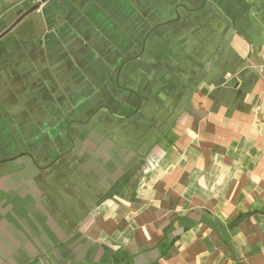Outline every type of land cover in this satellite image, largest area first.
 <instances>
[{
  "label": "crops",
  "instance_id": "0c3cea01",
  "mask_svg": "<svg viewBox=\"0 0 264 264\" xmlns=\"http://www.w3.org/2000/svg\"><path fill=\"white\" fill-rule=\"evenodd\" d=\"M5 32L0 264H264V0H0Z\"/></svg>",
  "mask_w": 264,
  "mask_h": 264
},
{
  "label": "water",
  "instance_id": "95a60500",
  "mask_svg": "<svg viewBox=\"0 0 264 264\" xmlns=\"http://www.w3.org/2000/svg\"><path fill=\"white\" fill-rule=\"evenodd\" d=\"M44 1H45V0H44ZM39 6H40V4L36 5V6H35L34 8H32L28 13H30V12H32V11L38 9ZM6 33H7V32H5L4 34H2V35L0 36V38H2Z\"/></svg>",
  "mask_w": 264,
  "mask_h": 264
}]
</instances>
